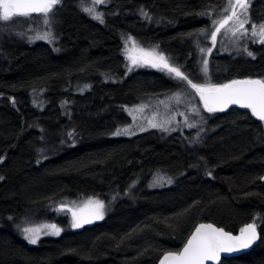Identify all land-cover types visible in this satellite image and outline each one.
<instances>
[{
  "label": "trees",
  "instance_id": "16d2710c",
  "mask_svg": "<svg viewBox=\"0 0 264 264\" xmlns=\"http://www.w3.org/2000/svg\"><path fill=\"white\" fill-rule=\"evenodd\" d=\"M88 1L62 0L45 29L54 35L51 43L32 44L20 30L4 37L0 22V264H158L201 223L237 233L255 220L264 237V122L249 111L208 113L199 100L203 131L112 135L129 123L126 107L169 99L180 85L194 99V90L164 70L128 71V37L140 47L158 45L194 82L264 78V45L251 43L253 59L216 44L213 71L205 76L197 41L210 47L199 30L212 26L198 13L215 18L226 0H107L103 24L83 10ZM253 1L251 20L262 22L264 0ZM184 110L202 122L192 108ZM198 133L202 140L193 143ZM160 175L172 183L153 190ZM80 198L103 200L105 220L36 246L23 239L17 227L23 223L66 228L50 209ZM222 264H264V243Z\"/></svg>",
  "mask_w": 264,
  "mask_h": 264
},
{
  "label": "snow or ice",
  "instance_id": "6c2138e0",
  "mask_svg": "<svg viewBox=\"0 0 264 264\" xmlns=\"http://www.w3.org/2000/svg\"><path fill=\"white\" fill-rule=\"evenodd\" d=\"M105 3L106 0H92V5L85 7L83 10L92 15L93 19L103 24L105 22L104 14L96 11L95 6ZM59 5H62V0H0V22L10 25L21 22L16 18H24L29 23H35L39 19L43 25L50 27L55 19V9ZM251 7V0H226V5L222 12L215 18L208 12L198 13L201 16H208L212 26L211 30L205 28L199 30V35H203L206 38L210 37L211 40V47L207 48L199 47V42L197 41L199 52L211 55L222 29L225 36L229 33L231 36H236L237 33H240L241 36L247 37L250 32L254 43L264 45V21L257 23L251 20ZM140 11L141 15L147 16L143 9ZM249 24L250 29L245 27V25ZM21 35L23 34L21 33ZM52 39L53 34L51 32H44L42 35L37 33L36 36L29 37V40H46L50 43ZM157 48L158 45L151 50H146L140 47L134 38L128 37L125 41L124 49L126 59L130 62L128 71H132L133 67L141 65H150L153 68L166 70L170 75L174 74L180 81L186 82V85L194 90L195 95L199 96L204 110L208 113L223 112L235 105L241 109L250 110L253 117L264 122V78H234L225 83H212L210 79L206 78L204 82H194L181 71L180 67L170 64L163 53H158L156 51ZM56 50L58 51V49ZM244 51L249 57L255 59L254 52L249 51L247 48ZM201 62L203 65L202 71L207 76L209 61L203 59ZM178 87L179 91L173 94L177 103L181 100V94L185 92L183 85ZM187 95L191 96V93H187ZM143 108L144 105H140L138 110L142 111ZM192 112L199 116L200 121L206 123L198 108L193 106ZM171 122V120H165L164 123H157L154 119H149L148 125L152 128H160L163 131H174L175 129L167 126ZM185 124L189 128L196 127V124L189 121L187 116L185 117ZM145 130L141 126V131ZM112 134L115 136H130L135 133L131 128L126 127L123 129L118 128ZM71 135L72 133H69V136ZM200 141L201 138L198 133L193 143ZM40 151L42 152L43 150L41 149ZM0 163H3V158H0ZM207 175L211 176V171H208ZM2 179L3 177H0V180ZM260 179H264V176L260 177ZM157 182H159V178H157ZM58 211L71 213L72 228H83L86 224H92L97 220L104 219L105 202L98 198H88L80 206L76 207L61 204ZM9 219L11 220L12 217H9ZM261 220L264 221V217H261ZM17 227L19 228L20 226L17 225ZM43 228L49 229L50 234L53 235H60L62 231L55 223L44 225ZM22 231L29 243L36 244L42 229L24 227ZM44 234H49V232L45 231ZM257 242L264 243V237L258 231V224L255 220L241 227L239 235H233L222 227H216L210 223H202L187 238L181 250L166 251L162 259H160V264H210V262L220 264L222 254L237 253L251 249Z\"/></svg>",
  "mask_w": 264,
  "mask_h": 264
},
{
  "label": "rangeland",
  "instance_id": "374dc122",
  "mask_svg": "<svg viewBox=\"0 0 264 264\" xmlns=\"http://www.w3.org/2000/svg\"><path fill=\"white\" fill-rule=\"evenodd\" d=\"M252 2V0H251ZM254 1L251 3V5H253ZM92 5V0H89L86 5L84 7H88ZM107 5V0L105 4L102 5H96V11H103L104 8H106ZM252 8V7H251ZM251 10V9H250ZM17 20L21 21L15 24H10V25H6L4 22H1V24L4 27V31H3V36H11L13 37V34H16L17 30H20L22 34H26L29 37H34L37 35V33L39 34H43L44 32H50L49 30H45L46 27L45 25H43L42 21H40L39 19L36 20L35 23H29L27 20H25L24 18H16ZM52 26V24H51ZM50 26V27H51ZM246 28L250 29V24L249 25H245ZM28 31V32H27ZM53 34V33H52ZM53 39H54V35H53ZM52 39V41H54ZM46 40H34L33 42H31L32 44L34 43H38V42H43ZM251 43L253 42V38L250 35L249 32V36L244 37L241 36L240 33H237L236 36H231V34L229 33L227 36L224 35V33H221L220 35H218L217 37V44H219V49L220 46H222L224 48L225 51L229 52V53H239L244 51L245 48H247L249 50V46L251 45ZM259 44V43H258ZM211 47V46H210ZM146 50H151L150 48H145L142 47ZM157 51V50H156ZM202 56V59H207L209 60L210 55H199ZM166 58H168L165 55ZM169 63L171 64L170 59L168 58ZM130 63V62H129ZM128 63V64H129ZM145 65H141L139 66L140 68L143 67ZM177 66V64H176ZM181 67V65L179 66ZM203 67L202 63L200 64V66L198 67L201 68ZM135 68V67H133ZM148 68L152 71H162L160 69L157 68H153L150 65H148ZM182 72H184L185 70L181 67ZM165 73H167L169 76H174V74H169L166 70H164ZM203 72V71H202ZM131 73V72H130ZM208 74V73H207ZM175 77V76H174ZM189 77V76H188ZM190 79H192L191 77H189ZM186 85V82H185ZM193 98L192 100L186 99L185 96L183 94H181V100L179 103H177L176 99L172 96L171 98H166V99H160V98H155V99H151L149 101H144L141 102L133 107H126L124 108V112L126 113L127 117L129 118V123L127 125H123L120 126L118 128L123 129V128H131V130L135 133L134 135H120V136H115L113 135V138H126V139H133L136 138L140 135L146 134V133H150L153 131H159L162 133H179L181 132L182 135L185 134V117L187 116V118L189 119V121L193 122L196 124V122L191 120V115H189L190 113L188 111H185L184 109H189L192 108L193 106H195L196 108L198 107V105L196 104V102L199 101V99L197 100L198 96L195 95V93L193 94ZM140 105H144V108L142 111L138 110ZM186 112V113H185ZM200 113H202L203 111L200 109L199 111ZM177 115L176 118H171V116ZM195 115V114H193ZM201 115V114H200ZM180 116V117H179ZM149 119H154L155 122L157 123H164L165 120H171V124L167 125L169 128H173L175 129L174 131H163L160 128H152L148 125V120ZM182 121V123L180 124V122ZM198 124H196V126H198V128L203 129L206 128V125L204 126V122L202 121L201 123L197 122ZM141 126H143L146 130L145 131H141ZM117 128V129H118ZM196 128V127H195ZM116 131V130H115ZM202 133V132H201ZM199 133V136L202 140V134ZM159 178V182H155L153 184H151V188L154 189H159V188H164V187H160V186H170L172 183V180L169 178H165L167 181H164V177H162L161 175L158 177ZM170 181V182H169ZM170 184V185H168ZM88 198H80V199H70V200H66L60 203H56L51 207V211H54V213H56L55 218L58 220V218H63L64 220L67 221V227L63 228L61 227L59 224H57L61 229V233H64L66 231H78L81 230L83 228H85L86 226H91L97 223L102 222L103 220H105V218L108 215L107 212V205L105 203V216L103 220H97L92 224H86L83 228H72L71 227V213L67 212V211H58L59 207L61 204L64 205H69V206H80L84 201H86ZM53 222H49V221H33V222H27V223H23L21 224V226L18 228L20 229V234L23 237V239L31 246H36L39 245L40 241L45 239V238H54V237H58L60 235H53L50 234V230L49 229H44L43 226L44 225H48V224H52ZM58 223V221H57ZM24 227H29V228H41L42 231L39 234V239L37 240L36 244H31L29 243V241L27 239H25V234L23 233L22 229ZM45 231H48L49 234H44Z\"/></svg>",
  "mask_w": 264,
  "mask_h": 264
},
{
  "label": "water",
  "instance_id": "95a60500",
  "mask_svg": "<svg viewBox=\"0 0 264 264\" xmlns=\"http://www.w3.org/2000/svg\"><path fill=\"white\" fill-rule=\"evenodd\" d=\"M35 15V14H34ZM254 79H256V78H254ZM231 108H239L238 106H231L230 108H228L227 110H225V111H223V112H227V111H229ZM241 109V108H240ZM242 110H244V111H249L250 112V110H247V109H242ZM223 112H217V113H223ZM261 183H262V185L264 186V179H262L261 180ZM60 208V207H59ZM202 224V223H201ZM204 224H209V223H204ZM210 224H213V223H210ZM200 225V224H199ZM198 225V226H199ZM214 226H216L215 224H213ZM197 226V227H198ZM216 227H218V226H216ZM225 230V229H224ZM195 231V230H194ZM193 231V232H194ZM226 231V230H225ZM259 231V230H258ZM233 235H239V232H237V233H232ZM259 243L260 242H257V244L256 245H254L251 249H248V250H242V251H240V252H237V253H230V254H228V253H225V254H222L221 255V261H220V264H222V262L225 260V259H232V258H234V257H238V256H242V255H244V254H247V253H250V252H252V251H254L255 250V248H257V246L259 245ZM163 257V256H162ZM162 257L160 258V259H162ZM158 264H160V260H159V262H158ZM210 264H214V262H210Z\"/></svg>",
  "mask_w": 264,
  "mask_h": 264
},
{
  "label": "bare ground",
  "instance_id": "6f19581e",
  "mask_svg": "<svg viewBox=\"0 0 264 264\" xmlns=\"http://www.w3.org/2000/svg\"><path fill=\"white\" fill-rule=\"evenodd\" d=\"M198 30H199V29H197V31H198ZM1 35H2V34H1ZM16 37H17V36H16ZM18 38H19V37H18ZM14 39H15V37H14ZM16 39H17V38H16ZM16 39H15V40H16ZM19 39H20V38H19ZM9 40H11V39H9ZM17 40H18V39H17ZM13 41H14V40H13ZM9 42H10V41H9ZM18 42H19V41H18ZM7 43H8V42H7ZM14 43H15V41H14ZM20 43L23 44V41L20 42ZM4 44H5V43H4ZM15 44H16V43H15ZM17 44H18V43H17ZM19 45H20V44H19ZM2 47H3V46H2ZM10 47H11V46H10ZM108 73H109V72H108ZM128 74H129V73H128ZM128 74H127V75H128ZM91 78H92V77H91ZM97 81H98V80H97ZM115 81H116V80H115ZM75 82H76V81H75ZM112 82H113V81H112ZM79 83H80V82H79ZM81 83H82V82H81ZM77 84H78V83L76 82V85H77ZM107 84H108V83H107ZM74 86H75V85H74ZM84 86H85V85H84ZM71 87H72V86H71ZM79 87H80V85H79ZM74 88H75V87H74ZM74 88H73V89H74ZM77 91H78V88H77ZM83 91H84V90H83ZM76 94H77V93H76ZM78 94H79V93H78ZM84 94H85V93H84ZM60 107H61V106H60ZM68 109H69V108H68ZM123 123H124V122H123ZM123 123H122V124H123ZM122 124H121V125H122ZM217 125H218V124H217ZM219 125H220V124H219ZM219 130H220V129H219ZM213 134H214V133H213ZM59 139H60V138H59ZM56 141H57V140H56ZM58 141H59V140H58ZM48 210H49V209H48Z\"/></svg>",
  "mask_w": 264,
  "mask_h": 264
},
{
  "label": "flooded vegetation",
  "instance_id": "af4514ba",
  "mask_svg": "<svg viewBox=\"0 0 264 264\" xmlns=\"http://www.w3.org/2000/svg\"><path fill=\"white\" fill-rule=\"evenodd\" d=\"M199 58L201 59L202 56H199ZM208 61H209V64H208V74H209V73H211V71H213L212 70V63H211V56L209 57V60Z\"/></svg>",
  "mask_w": 264,
  "mask_h": 264
}]
</instances>
